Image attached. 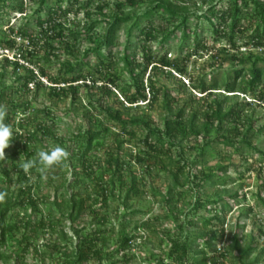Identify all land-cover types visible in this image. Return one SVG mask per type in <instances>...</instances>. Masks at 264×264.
<instances>
[{"label":"trees","instance_id":"trees-1","mask_svg":"<svg viewBox=\"0 0 264 264\" xmlns=\"http://www.w3.org/2000/svg\"><path fill=\"white\" fill-rule=\"evenodd\" d=\"M7 0H0V6H5ZM37 2L38 7L34 10V15L26 16L25 22L14 29L8 27L10 32L9 36L0 39V48H10L16 50L14 60H9L7 57L2 58L0 63V76L5 75L4 69L8 65H13L15 70L24 69L27 74L18 78L22 79V83L14 93L21 91H28L30 89L28 83L33 82L35 91L48 88L51 95L60 96L62 94H72L75 98L79 89L98 90L100 94L108 95L112 93L111 88H117V75L115 72H107L117 63V60L122 62L123 68L129 73L132 83L124 84L120 87L121 99H119L120 107H114V104L99 105V111L105 116L107 122L118 124L124 132L130 136H134V128L141 130L142 148L145 146L144 151L140 150L136 153V161L141 165L142 171L148 172L152 168L150 162V150L164 149L169 154L171 147H175L178 143L190 138H200V146L197 149L198 153L195 156L194 164H197L200 157H203L206 148L213 144H221L224 147H231L234 152H241L245 148L247 152L253 151L257 154H263L262 150L253 142L258 139L264 131V124L256 127V121L253 115L250 114L246 107L253 104H262L264 100V57L260 55H240L237 53L239 46L237 39L243 38L244 44L248 48H264V0H221L225 1V6L222 8L217 7L216 4H210L204 13H191L183 0H124L116 3L115 9L110 13L103 14L104 24L101 39L91 46L86 47L81 52L79 47L75 45L77 40L85 35H89L97 24L101 21L93 20L89 24H85L81 32L71 30L65 27L61 18L70 13H78L81 9L85 11L88 18H92L94 14L88 4L94 0H67V7H63L64 0H34ZM183 2V3H182ZM78 4L79 7H73ZM103 1L96 5V8L101 12L104 8ZM145 4L143 11H136L135 7ZM128 8V9H125ZM11 9V8H10ZM16 9V10H14ZM12 12L18 11L25 13V7L22 2L12 7ZM44 14V16L42 15ZM165 24L155 25L151 17L159 14ZM1 14V13H0ZM102 14V13H101ZM196 16L197 22L194 27L190 26L189 20L191 16ZM34 17L35 23L38 27L37 32L32 33L29 31L30 19ZM207 20L213 33L219 37H226L229 48L234 51L232 59L236 62L233 71V77L230 75L222 76L221 81L212 78L206 82L205 78H199L197 81L192 80L187 85L180 82L179 86L175 88L176 93L187 92L188 98L179 104V98L171 95L173 90L157 86L153 81V76L159 72H163L167 68L174 67L180 77L186 74V69L179 66L175 62L169 60L166 54L160 56L155 60V53L152 50L151 44L159 41L160 46H165L172 38L178 37L181 49L192 41V53L198 54L205 48V43L202 41L200 35V19ZM125 28L126 39L122 51L119 53L113 52L112 48L118 46L117 32ZM250 31V36L247 37L246 33ZM179 34V35H178ZM67 38L65 39L64 37ZM16 37L26 40V43L17 44ZM61 38L62 46L59 48L54 47L52 40ZM71 39V40H69ZM42 41L44 54L42 57L39 55L38 42ZM250 44V46H249ZM190 48V47H189ZM64 53L69 57L64 58L58 64L60 65L57 76L52 75L48 71V65L51 61V56H56L55 52ZM250 51V50H249ZM57 53V54H58ZM81 54V57L80 55ZM250 54V53H248ZM115 55H118L115 57ZM138 56V58H137ZM18 57L28 62L30 66L20 64ZM91 60L94 61L93 65L90 64ZM260 63V64H259ZM104 68L106 70L104 71ZM147 74V75H146ZM170 74V73H168ZM171 75V74H170ZM41 77L50 84H44ZM176 78V77H175ZM239 79L240 83L236 81ZM243 83L244 86H241ZM264 86V85H263ZM133 88V89H132ZM189 88V89H188ZM259 88V89H258ZM222 89L224 95L217 94L214 90ZM193 91H198L201 95L197 98L198 101L202 100L203 108L193 107L195 95ZM230 93V94H229ZM248 93H253L252 100L245 101L244 103L235 102L232 105H227L231 97L242 94L244 97ZM162 97V106L165 109L166 115L162 119V126H151L145 119L144 115L138 113H131L136 111L137 107H149L151 104ZM7 97L6 93L0 89V106L3 99ZM117 99V98H116ZM196 100V101H195ZM14 99L8 100L11 105ZM27 103H23L25 107ZM91 104V103H89ZM88 106V105H86ZM18 106L11 107L8 112L15 113ZM96 113L86 114L87 125L83 131H79L74 135V139L80 140L82 145H78L77 153L71 155V160H75L73 164L75 168H80L88 176H92L93 163L91 159L95 155L90 153L93 147L99 148L102 146V138L104 133L110 130V126L102 124L98 121ZM13 118V116H12ZM8 117H4L3 123L8 121ZM21 130L24 128L22 121L13 123ZM128 128V129H127ZM14 132V129H11ZM15 131V136L12 135V146L17 145L16 139L23 140V146H27L29 141L35 140L38 134L43 137L51 138L53 141L63 144L61 139L54 136L51 129L42 123H37L32 129H25V135L22 132ZM20 132V133H18ZM118 133H116L117 135ZM16 142V143H15ZM123 140L118 141V147L121 146ZM19 145V144H18ZM27 148V147H26ZM149 150V151H148ZM26 151L27 149H23ZM12 153L16 157L17 153ZM143 152V153H142ZM29 153V152H28ZM30 154V153H29ZM28 154V155H29ZM180 154V153H179ZM181 152L180 155L182 156ZM179 158V157H178ZM7 159L4 154L0 162ZM135 161V162H136ZM173 162V163H172ZM176 165L174 170H169L168 173L172 179L171 186L165 193H161L165 205H169L173 201V194L175 189H179V195H182L184 184L187 181V175L183 183L179 182V176L184 173L185 164H180V160L172 161ZM125 161L121 159L119 154L113 155L110 152L105 158V165H100L96 169L95 184L99 188L98 192L92 198V203L97 204L99 200L106 202L108 197L115 198L114 192L115 184H119L120 190L123 195L121 197V204L127 209H131L132 215L142 213L139 209H134L130 206L129 201L138 199L142 194L141 182L143 177L135 171L125 173L123 165ZM130 166V161L126 162ZM61 170L66 169L67 165L62 162ZM228 165H218L220 172L227 170ZM34 170V167H33ZM78 170V169H77ZM75 169V174L80 173ZM16 172V179L21 182L17 191L10 190V183L13 182L11 174ZM189 173V172H188ZM1 179L5 182L1 186L0 180V262L3 258L15 257L19 260V264H27L26 256L32 254L38 257L42 264H87L90 258H99L101 251L99 249H92L86 239L81 237L79 244H74L71 236L63 230L58 228L57 224L53 222L54 218L46 221L40 218L36 225L32 224L31 215L18 218L16 208L28 204L35 208L36 197L31 192V188L26 182L29 180L28 173L18 165L17 168L0 170ZM240 175L238 174V178ZM194 182H201L208 184H223L221 177L215 175L211 170L200 169L192 176ZM51 182V181H50ZM186 190V189H185ZM156 194V190H152ZM237 197V193L233 194L230 198ZM228 197L218 199H201L196 201V208L200 206L213 205L211 217H198V221L202 223V228L197 229L196 223L188 220L186 223L179 222L175 226L173 237H169V245L166 251V256L170 260V264H207L208 253H215L217 251L215 242L221 241L223 237L224 228L219 229V234L216 231L206 232L205 230L213 224V222L223 223L225 220L226 210L230 207V203L226 201ZM264 203V199L260 198ZM82 198H77L71 195L69 198L59 201L56 198L49 200V205H52L53 210L56 209L57 213L64 217L67 215L72 221L71 228L75 235H78L84 230V227H77L75 221L77 220L80 211L83 208ZM216 205L220 207L217 209ZM182 210V209H181ZM179 212H182V211ZM196 210V209H195ZM250 211V207H248ZM223 212V213H222ZM60 218V217H59ZM18 219V220H17ZM56 222L61 223V218ZM191 227L192 230L198 231L192 234L184 235L185 226ZM34 226L44 230H51V233H56L57 237L52 243H44L46 251L40 249L29 241V236L24 232L20 233L19 242L22 246L16 251L11 250L8 241L11 245H16V233L20 232L22 227L34 230ZM140 228L137 224L134 229ZM147 231L154 232L151 229L150 223L146 226ZM25 230V229H24ZM137 235H124L121 237V247L128 246ZM201 243L200 247L197 244ZM18 247V245H17ZM13 248V247H12ZM255 248L253 241L243 245L242 237L238 229V222L234 224V230L231 236V242L220 254L225 251L229 252L233 260L237 264H255L258 258L252 261H246V258ZM8 249L10 250L8 252ZM51 250V251H50ZM8 253H5V252ZM11 252L13 254L11 255ZM49 258L46 263L45 259ZM62 259V260H61ZM1 264V263H0ZM213 264H216L215 262ZM223 264V263H220Z\"/></svg>","mask_w":264,"mask_h":264},{"label":"rangeland","instance_id":"rangeland-1","mask_svg":"<svg viewBox=\"0 0 264 264\" xmlns=\"http://www.w3.org/2000/svg\"><path fill=\"white\" fill-rule=\"evenodd\" d=\"M83 2L84 0H79ZM104 8L100 12L96 5L100 4L101 0H94L88 4L92 12V18H88L85 15L84 10H80L77 14L70 13L64 15L61 20L65 24V27L81 32L84 29L85 24L93 20L101 21L97 24L93 31L89 35L80 37L75 42L76 47L78 46L82 52L88 46L98 42L103 33L104 16L115 9L116 3L124 0H102ZM185 5L188 7L191 13H204L210 4H216L217 7L222 8L225 6V1L221 0H183ZM5 6H0V39L2 37L9 36L10 32L8 27L17 29L25 22L26 16L34 15V10L38 7L37 2L34 0H7ZM23 3L25 7V13H19L18 11L12 12L14 5ZM183 3V2H182ZM67 0H64L63 7H67ZM74 9L79 7L78 4L73 5ZM11 8V9H10ZM145 4H141L135 7L136 11H143ZM128 9V8H125ZM16 10V9H14ZM102 13V14H101ZM26 14V16H25ZM44 16V14L42 13ZM152 22L155 25L165 24L161 19L160 13L155 14L151 17ZM200 35L202 41L205 43V48L202 52L194 55L192 52V41L184 46L180 47L181 43L176 36L172 38L165 46H160L159 41L151 44L152 50L155 53V60H157L163 54L166 57L184 67L186 74L180 77L174 67L167 68L163 72H159L153 76V81L157 86H164L171 90V95L179 98V104L183 103L188 98L187 92L176 93L180 82H184L186 85L197 81L199 78L204 77L206 82H209L212 78L221 81L222 76L230 75V79L233 77V69L236 62L232 59L234 51L229 48L226 37H219L215 35L210 28L207 20L201 18L200 20ZM197 22L196 16H191L189 23L191 27H194ZM29 31L32 33L37 32L38 27L35 23V18L32 17L29 22ZM250 31L246 33L247 37L250 36ZM179 35V34H178ZM65 39L67 38L64 37ZM126 32L125 28L122 27L117 32L118 46L112 48L113 52L119 53L122 51L125 45ZM71 40V39H69ZM63 39L55 38L52 40L54 47H61ZM17 44L26 43V40L16 39ZM39 48L43 45L42 41L38 42ZM237 45L239 46L237 53L240 55H260L264 57V48H248L247 44H244L243 38L237 39ZM250 46V44H249ZM190 47V48H189ZM12 49V52L16 53V50ZM250 50V51H249ZM56 50L55 57L51 56L50 64L48 65V71L57 76L61 72L59 71L60 65L58 64L64 58L69 57L64 53H58ZM58 53V54H57ZM250 53V54H248ZM44 54V48L39 49L38 57H42ZM81 57V54H79ZM118 55H115L117 57ZM138 58V56H137ZM116 64L109 71L104 68V71L115 72L118 78L117 88H111L112 93L108 95L100 94L95 89H85L81 87L78 94L74 98L72 94H62L60 96L51 95L48 88L40 89L35 91L34 85L30 87L28 91H21L20 93H14L15 89L21 87L22 79L18 78L25 76L27 72L24 69L15 70L13 65H8L4 71L5 75L0 76V89L3 93L7 94V97L3 99L2 105L6 107L7 112L5 117L9 120L5 121L4 124L14 129L12 135L15 136V131L21 129L13 123L22 121L24 128L21 130L22 135H25V129H32L37 123L46 124L54 136L61 139L63 144L53 141L51 138L43 137L38 134L35 140L29 141L27 146H23V140L16 139L17 145L10 144L4 149V154L8 160L0 162V170L2 168L12 169L17 168L26 159H36V155L40 150H44L49 146H60L66 152L67 156L63 159V163L67 165L66 169L61 170L59 165L55 166L51 170L41 172L39 167L36 166L25 171L28 173L29 180L26 182L31 188V192L36 197L35 208L25 204L15 210L17 215L24 219L27 215H31V221L33 225H36L40 218L49 221L54 218L53 222L57 224L58 228L63 230L71 236L73 243L79 244L81 237L86 239V245L91 246L92 249H99L101 254L99 258H90L87 264H170V260L166 256V251L169 245V237H173L175 226L177 223H186L188 220L195 222L197 229L202 228V223L198 221V217H211V208L213 205L200 206L196 208V201L198 198L201 199H218L226 198L227 202L230 203V207L225 214V220L223 223L213 222L205 231H216L219 234V229L224 228L223 237L221 241L215 242L217 251L215 253H208L207 264H237L231 254L225 251L220 254L222 249L224 250L231 242V236L234 230V224L238 222V229L240 236L242 237L243 245L251 243L255 245V248L246 258V261H252L258 258L255 264H264V131L258 139H254L253 142L262 150L263 154H257L253 151L247 152L245 148L241 149V152H234L231 147H224L221 144H213L206 148V152L203 157H200L197 164H194L195 156L197 155L198 146H200V138H190L183 142H177L178 144L171 147L169 154L164 149L148 150L150 153V162L152 168L148 172L143 173L141 165L136 161V153L139 149L144 151L145 146L142 148L141 130L134 128V136H130L127 132H124L118 124L107 122L105 116L99 111V105L102 104H114V107L119 108L121 105L118 102L121 97V90L124 84L132 83V79L129 73L123 68L122 62L116 59ZM94 61L91 60L90 64L93 65ZM260 64V63H259ZM2 63H0V67ZM32 67V66H31ZM60 72V73H59ZM170 73V74H168ZM147 75V74H146ZM176 77V78H175ZM44 80V84L50 85ZM240 83L239 79L236 81ZM243 83L241 86H244ZM264 85V84H263ZM262 85L261 89L264 88ZM133 89V88H132ZM189 89V88H188ZM259 89V88H258ZM217 94L224 95L222 89L214 90ZM195 99L201 94L198 91H193ZM230 94V93H229ZM253 93H248L246 97L242 94L235 97H231L227 105H232L235 102L244 103L245 101L252 100ZM117 98V99H116ZM119 98V99H118ZM14 99L13 105L8 100ZM118 100V101H117ZM196 101V100H195ZM23 103H27L23 106ZM91 103V104H89ZM162 97L154 101L149 107H137L136 111L131 113H138L144 115L148 123L151 126H162V119L166 115L165 109L162 106ZM18 106L15 113L8 112L13 106ZM88 105V106H86ZM204 104L202 100L197 99L194 102L193 107L203 108ZM250 114L256 121V127L264 124V100L262 104H253L250 107H246ZM96 113L98 121L102 124L110 126V130L104 133L102 138V146L99 148L93 147L90 153H93L94 158L91 159L93 163L92 176H88L79 167L75 168L73 164H76L75 160H71V155L77 153L79 149L78 145H82L80 140L74 139V135L83 131L88 124L86 114ZM13 116V118H12ZM128 129V128H127ZM20 133V132H18ZM116 133H118L116 135ZM123 140V143L118 147V141ZM19 144V145H18ZM27 147V148H26ZM27 149L26 151H22ZM16 157L12 156V153L16 151ZM146 150V149H145ZM30 154H29V153ZM112 152L113 155L119 154L121 159L125 161L123 168L125 173L135 171L140 174V178L143 177L141 182V189L143 194L136 200L129 201V204L134 209H139L142 213L135 215L130 214L131 209H127L122 206L121 197L123 195L119 184H115L113 192L115 198L112 196L108 197L106 202L99 200V203L93 204L92 198L98 192V187L95 184L96 169L100 165H105V158ZM183 153L182 156H178ZM143 153V152H142ZM180 153V154H179ZM29 154V155H28ZM4 155H0L3 157ZM179 157V158H178ZM180 160V164H185L184 173L179 176V182L185 181L187 175L186 184H184V190L182 195H179V189L174 190L173 201L169 205H165L161 193H165L169 186H171L172 179L169 170H174L176 165H173L172 161ZM130 161V166L126 162ZM136 161V162H135ZM172 162V163H171ZM78 165V164H76ZM218 165H228V169L220 172ZM96 168V169H95ZM75 169L77 173L75 174ZM200 169L211 170L215 175L221 177L223 184H208L193 181V174L197 173ZM189 172V173H188ZM238 174L240 175L238 178ZM11 176L13 182L10 183V190L17 191L21 182L16 179V172L14 171ZM0 180L1 176H0ZM51 181V182H50ZM1 184V183H0ZM5 182L2 180L1 186H4ZM156 190V194L152 190ZM186 189V190H185ZM237 193V197H232L233 194ZM82 198L84 201L83 208L75 221L77 227H84V230L78 235H75L71 224L72 221L67 218L65 214L61 217L57 210L54 209L52 213V205H49V200L56 198L57 200H63L69 198L71 195ZM220 206L216 205L218 209ZM250 207V211H248ZM182 209V210H181ZM196 209V210H195ZM182 212H179V211ZM61 218V223L56 222ZM60 217V218H59ZM18 220V219H17ZM151 225V229L154 232L147 231V224ZM137 224L140 228L134 229V225ZM185 226V225H184ZM34 230L22 227L19 233H16V245L10 244V249L18 250L22 246V242H19L20 233L24 232L29 236V241L32 245H36L40 251H46L44 243H52L56 240L57 234L51 233V230L40 229L34 226ZM25 229V230H24ZM184 235L192 234L198 230H192L191 227L185 226ZM124 235H137L136 238L130 242L128 246L121 247V237ZM18 245V247H17ZM202 247L201 243L197 244ZM1 251L5 250L0 248ZM226 250V249H225ZM10 250L8 249V252ZM51 251V250H50ZM7 251L5 253H8ZM13 252H11V255ZM14 255V254H13ZM27 264H42L38 257L28 254L26 256ZM62 260V259H61ZM49 258L45 259L47 263ZM1 264H19V260L15 257L10 259L3 258Z\"/></svg>","mask_w":264,"mask_h":264},{"label":"clouds","instance_id":"clouds-1","mask_svg":"<svg viewBox=\"0 0 264 264\" xmlns=\"http://www.w3.org/2000/svg\"><path fill=\"white\" fill-rule=\"evenodd\" d=\"M1 59L2 58H0V60ZM41 79L43 80L45 78L41 77ZM6 112V107L0 106V155H4V149L7 148L12 142V130L10 126L2 122L6 115ZM66 156L67 152L62 147L49 146L44 150H40L36 155V159H26L21 164V167L25 171H28L33 167L38 166L40 171L43 173L59 165Z\"/></svg>","mask_w":264,"mask_h":264},{"label":"built area","instance_id":"built-area-1","mask_svg":"<svg viewBox=\"0 0 264 264\" xmlns=\"http://www.w3.org/2000/svg\"><path fill=\"white\" fill-rule=\"evenodd\" d=\"M16 39H21V38L20 37H16ZM11 50L12 49H10V48H0V58L7 57L9 60H14L16 54H15V52H12ZM18 61H19L20 64H23L25 66L31 67L28 62L24 61L23 59H21L19 57H18ZM28 85H29V87H32L33 86V82L28 83Z\"/></svg>","mask_w":264,"mask_h":264}]
</instances>
